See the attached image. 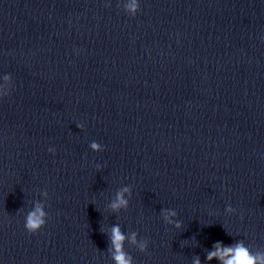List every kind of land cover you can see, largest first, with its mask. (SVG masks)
<instances>
[{"label":"clouds","instance_id":"9594fccd","mask_svg":"<svg viewBox=\"0 0 264 264\" xmlns=\"http://www.w3.org/2000/svg\"><path fill=\"white\" fill-rule=\"evenodd\" d=\"M139 7L140 5L138 0H132L131 4L127 6V9L132 13V16H135L139 11ZM5 79H8V77H5ZM77 127L82 129L84 125L80 124ZM89 146L94 152H101L104 150L102 145L95 141L91 142ZM49 151L53 154L55 153L54 148H50ZM127 192H129V189L125 187L122 192L117 193L116 200L110 205L114 212L128 207L129 201L124 198V193ZM161 211L163 213V219L165 223L173 224L174 222L171 217L176 216V212L167 209H162ZM227 211L232 212L233 208L228 207ZM46 222L47 212L42 206L37 205L26 214L24 226L28 233L35 234L45 227ZM175 227L179 229L182 227V224L175 222ZM127 238L128 237H126V235L121 231V228L118 224L112 226L110 234V250L112 252V259L115 261V264H132L131 255L123 250V244ZM130 239L133 244H138L141 252L147 251V241L138 242L135 232L131 234ZM206 258L209 261L214 258L218 259L221 261V264H264V253H252L250 249L245 246L243 241H239L232 246H223L220 242H217L214 245V250L208 252ZM194 264H200L198 257L195 259Z\"/></svg>","mask_w":264,"mask_h":264}]
</instances>
